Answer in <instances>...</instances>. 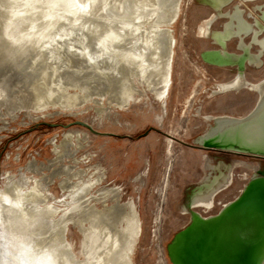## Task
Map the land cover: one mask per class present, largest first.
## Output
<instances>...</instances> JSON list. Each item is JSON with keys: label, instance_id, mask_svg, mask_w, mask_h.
Returning <instances> with one entry per match:
<instances>
[{"label": "bare ground", "instance_id": "obj_1", "mask_svg": "<svg viewBox=\"0 0 264 264\" xmlns=\"http://www.w3.org/2000/svg\"><path fill=\"white\" fill-rule=\"evenodd\" d=\"M182 1L0 0V132L10 129L23 109L29 121L50 107L84 113L80 108L89 103L97 105L98 113L110 114L114 108L128 110L149 93L166 112L176 45L171 26ZM258 1L200 0L212 12L200 21L197 36L225 46L203 50L204 61L218 68L264 64V1ZM245 2L252 3L250 20L243 15ZM219 20L221 27L215 28ZM234 40L242 45L239 53L226 49ZM72 61L79 63L75 70L54 74L56 67ZM242 88L257 95L244 115L203 114L201 106L196 108L195 116L209 122L208 136L260 105L264 112V77L239 75L206 91L212 98ZM85 138L79 131L65 132L60 145L49 140L55 154L49 164L40 165L33 157L17 173L6 172L0 185V264H47L49 257L55 264H135L141 233L136 202L122 201L120 187L102 183L107 176L103 166L97 165L96 178L86 181L88 172L78 168L76 156ZM236 166L255 173L239 195L213 216L196 213V208L211 209L232 186ZM203 167L205 176L195 183L189 206L182 207L192 217L168 243L171 262L264 264V168L241 157L234 166L223 160L211 164L208 157ZM170 171L168 167L162 196ZM55 178L68 199L51 194ZM159 219L158 211L155 225ZM70 225L80 233L78 252L68 238Z\"/></svg>", "mask_w": 264, "mask_h": 264}, {"label": "rangeland", "instance_id": "obj_2", "mask_svg": "<svg viewBox=\"0 0 264 264\" xmlns=\"http://www.w3.org/2000/svg\"><path fill=\"white\" fill-rule=\"evenodd\" d=\"M250 7L252 3L245 2L243 8ZM211 12L210 8L200 4V0H183L181 3L179 18L171 26L176 45L166 112L150 93L148 99L137 101L128 110L114 108L110 114L98 113L97 105L92 103L90 106L89 103L80 108L85 110L84 113L72 115L69 111L50 107L38 113L43 114L38 120L29 121L24 119L27 110L23 109L24 112H19L14 123L11 122L10 129L0 132V185L6 172L17 173L19 168L33 157L40 165L49 164L50 159L55 158L53 145L49 140L54 138L60 145L65 132L79 131L82 135L85 134L86 138L76 156L78 168L88 172L86 181L96 178L97 165L103 166L107 176L102 183L120 187L122 201L136 202L141 233L133 254L134 263L173 264L167 253V246L175 233L189 222V214H184L182 207L187 201L186 195L190 186L205 176L203 166L208 157L211 164L223 159L233 166L237 157H241L264 168V158L193 147L198 144L195 138L199 136L198 141L201 143L200 139L208 137L210 128L207 127L208 120H204L199 114L195 116L198 106H201L200 111L202 110L203 114L241 116L252 108L256 100V94L248 90V107L240 110L234 105L228 107V97L224 94L208 97L207 89L210 90L219 82L228 80L224 79L226 75L220 70L226 68L212 66L201 58L200 51L211 44L209 40L197 36V27ZM222 21L219 20L215 28H219ZM76 64L79 65L78 62L72 61L68 65H59L53 72L57 75L71 72L77 68ZM239 66L242 69L246 67L244 64ZM252 73L255 76L259 74L258 71ZM261 77L250 79L257 80ZM103 106L108 107V102L103 101ZM49 112L53 114L49 115ZM75 120L88 122L95 130L106 134L97 135L80 125L70 128L61 126ZM46 123L58 125L49 126ZM146 131L149 133L141 135ZM168 147L171 153L167 152ZM68 163L67 159L64 164ZM168 167L171 171L163 197L160 189ZM45 173L50 174L51 171L46 170ZM28 174L40 176L29 172ZM254 174L249 168L234 167L233 184L216 197L214 210L204 212L203 208H196L195 211L203 216L217 213L224 204L239 195ZM59 181V178H55L51 183L50 192L57 199H68L64 196L66 193L59 188ZM100 186L96 185L90 192L95 194ZM158 211L160 219L158 225H155ZM68 238L73 241L75 251L78 252L80 233L72 225L69 226Z\"/></svg>", "mask_w": 264, "mask_h": 264}, {"label": "water", "instance_id": "obj_3", "mask_svg": "<svg viewBox=\"0 0 264 264\" xmlns=\"http://www.w3.org/2000/svg\"><path fill=\"white\" fill-rule=\"evenodd\" d=\"M261 109L263 106L260 105L243 119L232 120L231 124L222 126L214 134L203 139L199 144L200 148L264 158V122L261 123L260 120L264 116V112ZM46 124L49 126L58 125L56 123ZM74 125L83 126L97 135L106 134L95 130L88 122L81 120H75L61 126L70 128Z\"/></svg>", "mask_w": 264, "mask_h": 264}, {"label": "flooded vegetation", "instance_id": "obj_4", "mask_svg": "<svg viewBox=\"0 0 264 264\" xmlns=\"http://www.w3.org/2000/svg\"><path fill=\"white\" fill-rule=\"evenodd\" d=\"M250 9H243V15H245L246 17H247V19H251V18H249V14H248V12L247 11H249ZM219 23V22H218ZM220 26L219 27H221V23L219 24ZM246 41H249V39H248V37H246ZM236 40H234V41H228V44L226 45V49L227 50H229L230 52H232V53H239L240 51H241V46L240 45H238V44H236ZM209 43L211 44V46L210 47H208V48H210V49H216V48H224L225 46H222L221 44H215L214 42H212V41H209ZM208 48H205V49H208ZM205 49H203V50H205ZM203 50H201L200 52H202ZM216 69H218V68H216ZM220 70H222V71H224V74L226 75V76H224V79H234V78H236L237 76H239V75H241L242 76V78L243 79H249V80H252V79H250V77H254V78H257V77H261V76H264V64L262 63V65L261 66H251V67H244V69H242L240 66L238 67V66H235V67H228V68H226V69H220ZM252 71H258V73L259 74H257L256 76L252 73ZM262 78V77H261ZM211 80H214V81H218V80H216V79H211ZM258 80V79H257ZM248 90L247 89H245V88H242L240 91H229V92H227L226 94H224V95H226V97H228L226 100V103L229 105L228 107H232L233 105L237 108V109H240V110H243V109H246L245 107H248L247 105H248ZM232 95V96H231ZM256 97H257V95H256ZM255 102V101H254ZM254 105V104H253ZM207 127H208V124H207ZM147 133H149V131H146L145 133H143V134H141V135H146ZM198 137L199 136H197V138H195V140L198 142V144H195L196 146H198V147H200L199 146V144H201L199 141H198ZM219 152H221V153H230V152H223V151H219ZM245 156H249V155H245ZM215 159H218V158H215ZM223 160V159H222ZM223 161H225V160H223ZM226 162V161H225ZM233 183V182H232ZM231 183V184H232ZM194 185H195V183L192 185V186H190V188H189V192L187 193V201H186V203H187V205L189 206V199H190V194L192 193V191L194 190V188L197 186H195L194 187ZM216 200H215V202H214V205H213V207L211 208V209H207V210H205L204 209V212H210V211H213L214 210V208L216 207ZM185 203V204H186ZM220 204L221 205H223L222 204V202H220ZM224 206V205H223ZM223 208V207H222ZM221 208V209H222ZM220 209V210H221ZM219 210V211H220ZM192 211V210H191ZM218 211V212H219ZM196 213H198V214H200L202 217H210V216H213V215H215V214H217V213H214V214H209V215H207V216H203L201 213H199V212H197V211H195ZM188 214H189V218L191 219V217H192V212H190V211H188ZM190 219H189V221H190ZM184 227V226H183ZM182 227V228H183Z\"/></svg>", "mask_w": 264, "mask_h": 264}, {"label": "clouds", "instance_id": "obj_5", "mask_svg": "<svg viewBox=\"0 0 264 264\" xmlns=\"http://www.w3.org/2000/svg\"><path fill=\"white\" fill-rule=\"evenodd\" d=\"M47 264H55V261L52 260L51 257H49Z\"/></svg>", "mask_w": 264, "mask_h": 264}]
</instances>
